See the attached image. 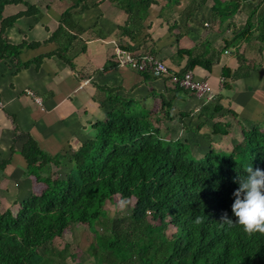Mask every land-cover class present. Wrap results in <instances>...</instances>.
<instances>
[{
  "label": "trees",
  "instance_id": "obj_1",
  "mask_svg": "<svg viewBox=\"0 0 264 264\" xmlns=\"http://www.w3.org/2000/svg\"><path fill=\"white\" fill-rule=\"evenodd\" d=\"M69 1L70 9L62 14L49 40L74 39L68 32L71 27L77 35L87 31L72 26L73 12L95 9L106 0ZM109 1L127 15L119 27L122 36L135 39L150 28L145 23L155 0ZM206 1L193 3L197 8ZM212 1L211 16L223 24L254 0ZM19 4L26 9L4 15L7 5ZM251 7L240 34L226 41L225 48L257 34L264 51L263 0ZM33 15L41 13L27 0H0V60L18 59L24 47L40 45L25 41L13 45L5 37L6 29L19 18ZM180 51L192 56V50ZM189 58L184 72L199 65L211 67L203 58ZM239 61L241 68L233 74L224 67V78L249 76L244 61ZM223 87L228 89L230 84L223 82ZM100 108L105 118L93 123V134L77 149L70 146L51 155L30 138L23 146L25 173L43 188L23 199L15 212H0V264H82L71 243L63 247L55 243L75 225H88L93 235L87 250L92 264H264V234L248 236L239 225L228 228L219 223L225 212L236 220L234 180L246 176L248 166L264 170V118L244 129L240 126L241 137L228 149L222 144L214 148L205 137L198 158L192 143L179 138L176 130L171 138L163 132V125L175 117L169 99H163L160 108H147L117 88L105 87ZM215 109L224 110L217 104ZM222 126L214 124L211 134L229 135ZM116 198L132 201L128 213L116 216L106 210V204ZM198 216L203 217L201 224L194 223Z\"/></svg>",
  "mask_w": 264,
  "mask_h": 264
},
{
  "label": "crops",
  "instance_id": "obj_2",
  "mask_svg": "<svg viewBox=\"0 0 264 264\" xmlns=\"http://www.w3.org/2000/svg\"><path fill=\"white\" fill-rule=\"evenodd\" d=\"M27 1L41 16L19 18L6 29L5 37L13 45L24 41L28 44L39 42L40 45L24 47L18 59L0 60V203L3 201L7 205L5 209L17 208L32 194L35 185L42 186L25 173L27 163L21 151L28 139L34 140L51 155L62 153L70 146L77 149L93 134V123L105 118L100 108L105 87L117 88L120 94L138 100L147 108H160L161 101L169 99L171 114L175 117L163 125L164 130L170 132L181 128L197 152L205 137L213 141L216 135L211 131L218 122L229 131V135H220L217 140V145L222 146L223 140L229 139L233 144L241 137V122L257 124L263 121L264 51L261 42L255 38L257 34L235 44V50L243 53L238 58L244 61L243 70L250 71L249 76L234 81L223 77L224 67L230 68L232 74L241 68L239 59L237 62L230 60L231 48H225L226 41L240 34L251 4L260 0L247 1V7L229 19V23L223 24L211 16L212 0L197 8L193 0H182L174 6L172 26L160 19L164 0H155L145 23L150 28L135 39L121 35L119 27L125 24L127 15L122 10L115 13L112 5L107 8V16L103 10L99 13L103 7L101 2L95 9L73 12L76 23L72 26L88 30L77 35L71 27L68 32L74 39L69 40V44L65 36L58 41L49 39L57 31L61 16L70 9L71 2ZM10 7L11 11H6ZM10 7L5 8V16L26 9L21 4ZM213 25L219 26V31L224 28L222 35L218 36L220 44L213 49L203 48L201 43L209 41L205 31L213 29ZM165 26L168 32L157 31ZM121 44L135 53H150L180 72L186 69L189 57L210 61L209 69L199 65L191 71L195 78L208 81L214 99L198 98L167 79H155L129 67L118 66L114 50ZM60 45L63 47L59 52ZM186 49L192 50V56L181 53L180 50ZM227 56L230 57L226 59ZM37 58L41 60L33 62ZM222 80L229 83L230 88H224ZM27 90L41 98L43 109ZM216 104L224 109L223 112H217ZM228 109L231 113L227 112ZM181 115L186 116L181 119Z\"/></svg>",
  "mask_w": 264,
  "mask_h": 264
},
{
  "label": "rangeland",
  "instance_id": "obj_3",
  "mask_svg": "<svg viewBox=\"0 0 264 264\" xmlns=\"http://www.w3.org/2000/svg\"><path fill=\"white\" fill-rule=\"evenodd\" d=\"M181 1L182 0H170V1L169 0L165 1L164 0L163 1L164 2L163 3L164 8L162 10V17L160 18L162 20V22H168V23L170 22L169 24L172 26L173 20L175 19L174 15H173L174 14V8H175L174 6L179 4V3H181ZM111 5H112L113 9L115 10V13L118 14L120 12V9L116 7L117 5L114 2H110L109 0H107V2L106 1L103 2V7L99 11V13H102V10H103V11L106 12L105 15L107 16V13H108V9L107 8H109V6H111ZM7 6L10 7V5H7ZM7 10L11 11V7L7 8L6 11ZM188 11H189V9H188ZM229 21L230 20H227L224 23H229ZM214 24H215V22H214ZM0 26H1V24H0ZM213 26H215V25H213ZM218 27L219 26H215L213 29L207 30V31H205L206 29H203L205 31L206 35H209V37L207 39L209 41L201 43V46H203V48L213 49V46L217 47L220 44L218 36L220 37L222 35V31H224V28H221V31H219ZM165 29H168V28L165 26V28L158 29L157 31L163 30V32H166L167 30H165ZM172 29H174V28H172ZM172 34H174V31L172 32ZM66 41H67L66 43L69 44L68 43L69 42L68 38L66 39ZM235 47H236L235 45H232L230 47L231 48V53H232L231 57L227 56L225 58L228 59V57H230V60H233V61L237 62L239 54H243V53H241L240 50H237V49L235 50ZM64 48H65V46H64ZM220 50H221V55H222L223 54V49L221 48ZM194 51H195V49H194ZM63 53H65V50H64ZM237 53H238V55H237ZM262 118H264V114H263ZM170 125L174 126V125H176V123H170ZM239 126H241L242 129H244V126L248 127L249 124L247 122H245L243 124H240ZM179 129L180 130H176L177 136L179 138H181L182 140H185L186 139L185 132L181 128H179ZM163 132L165 133V136L167 138L168 137L171 138V136L174 137V134H173L172 131L167 132L166 130H164ZM219 139H220V135H216L213 138L212 144L214 145V148L218 147L217 140H219ZM187 140H189V139H187ZM231 142H230L229 139L228 140L226 139V140H223L221 143L224 146H227L228 148H230L231 145H232ZM192 150H193L194 154H197L196 157L200 158L198 156L200 154L195 150V145L194 144H192ZM59 175L60 176L63 175L61 171L59 172ZM42 188H43V186L40 187V186H36L35 185L32 188V193L33 192L34 193H38V192L41 191ZM2 199H4V198H2ZM131 202L130 201H126V202L123 201L122 202L118 198H116L115 202H113V203L108 202L106 204V210L108 212H110L112 215L121 216L122 214L128 213L130 211L131 206H132ZM5 207H7V205L3 201H1V203H0V212H3L5 210ZM12 210L15 212L16 208H13ZM92 238H93V235H92L88 225H75V226H72L70 229H68L64 233L63 237L61 239L56 240L55 243H56V245H59L60 247H63L67 243H71L75 247L76 253L78 255L77 256L78 262H80L82 264H92L93 260L88 255V252H87L88 247H89L90 243L92 242ZM71 264H76V263L72 262Z\"/></svg>",
  "mask_w": 264,
  "mask_h": 264
},
{
  "label": "clouds",
  "instance_id": "obj_4",
  "mask_svg": "<svg viewBox=\"0 0 264 264\" xmlns=\"http://www.w3.org/2000/svg\"><path fill=\"white\" fill-rule=\"evenodd\" d=\"M244 171L246 176L234 180L238 184L233 192L232 204V213L236 220L231 219L225 212L219 223L222 226L227 225L228 228L239 225L248 236L264 234V170L248 166ZM202 222L203 217L200 216L194 221L196 224Z\"/></svg>",
  "mask_w": 264,
  "mask_h": 264
},
{
  "label": "built area",
  "instance_id": "obj_5",
  "mask_svg": "<svg viewBox=\"0 0 264 264\" xmlns=\"http://www.w3.org/2000/svg\"><path fill=\"white\" fill-rule=\"evenodd\" d=\"M114 60L118 66L129 67L138 73L148 74L155 79H167L172 85L187 90L198 98H206L207 101H211L215 97L208 81L195 78L192 71H176L170 68L166 62L150 53H135L118 46L114 50ZM27 94L43 109L40 97L30 90H27Z\"/></svg>",
  "mask_w": 264,
  "mask_h": 264
}]
</instances>
